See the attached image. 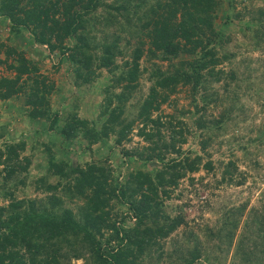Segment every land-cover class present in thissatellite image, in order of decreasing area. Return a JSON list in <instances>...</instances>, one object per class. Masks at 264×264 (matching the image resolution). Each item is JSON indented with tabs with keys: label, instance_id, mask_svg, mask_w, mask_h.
<instances>
[{
	"label": "trees",
	"instance_id": "obj_1",
	"mask_svg": "<svg viewBox=\"0 0 264 264\" xmlns=\"http://www.w3.org/2000/svg\"><path fill=\"white\" fill-rule=\"evenodd\" d=\"M216 1L0 0V17L10 20V33L29 44H45L47 55L57 48L55 63L72 67V83L78 89L94 86L102 71L109 75L93 116H79L77 104L59 112L49 103L51 87L35 75L37 67L14 48L4 47L5 58L15 57L7 65L14 76L0 77V101L21 95L30 121L43 120L53 135L48 143L54 151L43 145L44 171L29 178L43 196L16 198L14 190L26 184L32 159L21 155L23 140L0 145V185L6 186L0 197L7 200L0 205V264H72L70 260L77 258L84 264L198 261L196 245L185 253L175 245L173 251H164L161 240L185 221L179 214L168 215L161 206L178 179L197 170L202 160L198 154L192 158L181 154L180 144L186 136L196 135L204 151L216 128L232 119L228 117L229 108L216 117L206 114L214 99L213 93H206L209 89L202 86L210 84L208 78L218 81L223 77L222 71H214L218 62L214 47L223 48L227 42V37L212 27ZM228 2L225 18L239 17L233 0ZM251 17L245 28L251 27L253 38L258 39L257 24L264 10L258 7ZM145 43L148 46L143 48ZM128 52L129 57L123 59ZM142 55L147 60L165 61L167 67L163 69L152 62L147 92L141 100L130 103L137 95ZM228 56L224 54L223 58ZM225 76L223 90L227 91L229 82L236 81L232 72ZM178 84L190 86L187 91L196 115L190 127L178 115L184 111L163 118L161 113L153 114ZM225 98L228 99L226 95ZM229 101L238 102L236 93ZM132 135L147 145L125 147L123 144L130 142ZM259 136L264 137V128L259 130ZM76 139L84 141L83 153L90 157L73 164L65 155ZM100 141L109 142V148L117 149L121 159L136 158L141 168L131 169L124 179H119V171L113 174L107 156L91 157L92 146ZM153 161L160 166L144 169ZM203 164L206 170H212L210 161ZM229 169L236 170L232 161L224 165L220 180L240 184L242 181L233 179ZM71 201L77 205L74 211L69 206ZM115 204L123 209H115ZM224 216L216 236L219 240L222 233L219 242L226 240L229 244L238 220L229 211ZM128 220L132 225H125ZM236 249L242 256L241 264H264V213L252 211L238 235Z\"/></svg>",
	"mask_w": 264,
	"mask_h": 264
},
{
	"label": "rangeland",
	"instance_id": "obj_2",
	"mask_svg": "<svg viewBox=\"0 0 264 264\" xmlns=\"http://www.w3.org/2000/svg\"><path fill=\"white\" fill-rule=\"evenodd\" d=\"M228 1H216L218 5L214 7L212 19V27L227 37L223 48L214 47L215 57L218 60L214 65V71H222L223 79L220 77L218 78L220 80L214 81V79L208 78L210 84L202 86L209 89L206 93H213L211 97L214 99L209 102L206 114L216 117L223 110L229 108L228 117H232V119L224 121L220 127L216 128L215 134L207 143L204 151L201 150L196 135L188 134L186 136L185 142L180 144L181 154L189 158L198 154L201 155L202 160L198 163L197 170L185 173V176L178 179L177 185L171 187L170 196L163 199L161 206V209L168 215L179 214L185 221L161 240L164 251H173L175 245L183 249V253H185L186 250L196 245L199 259L194 264H241L242 256L236 249L238 235L253 210L264 213V137L257 138V136L260 137L259 130L264 128V17L262 20L259 19L260 25L257 24L260 38L254 39L253 29L245 28L246 23L252 20L251 16L258 7L264 10V0H233L234 11L240 12V16L230 15L226 19L225 13L229 12L230 8ZM10 26V20L0 17V44L3 45L0 47V77L11 78L14 76V71L8 69L7 65L13 63L15 57L5 58L3 52L6 47L14 48L16 52L22 53L24 57L31 60V63L37 67L35 73L37 78L44 79V83L51 87L48 94L51 107L62 112L65 109H70L72 104H77L76 111L79 116L86 118L93 116L97 104L102 100L101 90L107 82L108 73L102 71L98 80L94 81V86L78 89L72 83L74 78L72 67L55 63L58 54L57 48L53 53L47 55L45 44L39 46L34 41L30 44L21 41L14 33H10ZM147 46L148 43H145L143 48ZM129 52L123 59L129 57ZM224 54H230V56L223 58ZM152 62L158 63L163 69L167 67L165 61L154 58L147 60L145 55H142L139 58L142 75L138 79L137 95L132 97L130 103L141 100L140 97H143L147 92L150 85V80L147 77ZM144 67L145 70H143ZM229 72L234 74L236 83L228 81L230 84L227 86V92L223 90V86L225 77L227 78L225 75ZM187 89H190L189 85L178 84L176 90L169 94L165 103L160 104L159 111L157 110L153 114L161 113L163 118L173 112L184 111L183 114L178 115L188 127L192 126V120L196 115L193 114L191 95ZM201 91L199 89V93H202ZM235 93L238 102L234 104L229 101V97ZM225 95L228 99L225 98ZM195 98L198 99L200 105V95H195ZM23 100L24 98L19 95L0 101V145L3 142L10 143L12 140L25 142L21 155L30 156L32 162L26 175V184L18 185L14 194L16 198L42 197L43 192L34 189L29 178L37 177L43 173L46 166L43 145H49L51 148L52 145L48 142H52L53 135L46 130L43 120L30 121ZM77 140L71 144L69 154L65 155V158H69L73 164L88 160L90 157L89 153H83L84 141ZM123 145L140 148L147 143L137 135H132L131 141ZM109 146V142L100 141L92 146L90 155L97 158L107 156L113 174L116 175L119 171V179H124L131 169L140 167L136 158L130 161L121 159L117 149L109 148ZM51 151H54V147L51 148ZM206 161H210L212 170L204 168L203 163ZM227 161H232L236 165L235 171L229 170L233 172V179L242 181L240 184L235 181L226 183L220 180L221 172ZM159 166V163L153 161L146 164L144 169L150 170ZM4 189L6 186L0 185V192ZM6 202L7 200H2L0 197V205ZM78 203L79 201H77ZM69 206L74 211L77 205L76 202L71 201ZM240 208H243L241 212L238 210ZM115 209L122 210L123 208L119 204H115ZM226 211H229L232 218L238 220L229 244L226 240L219 242L220 239H223L222 233L219 240L216 236ZM125 225H132V220L126 221ZM249 239L247 238L245 241L247 246ZM174 253L176 252H173L172 257L175 256ZM70 263L84 264V261L77 258L71 259ZM156 264L167 263L165 259H160Z\"/></svg>",
	"mask_w": 264,
	"mask_h": 264
}]
</instances>
